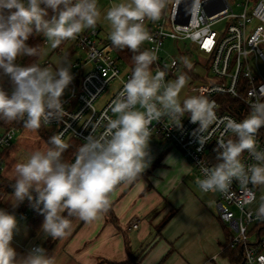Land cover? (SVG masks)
<instances>
[{
  "label": "clouds",
  "instance_id": "1",
  "mask_svg": "<svg viewBox=\"0 0 264 264\" xmlns=\"http://www.w3.org/2000/svg\"><path fill=\"white\" fill-rule=\"evenodd\" d=\"M179 2L189 17L198 21L206 18V0ZM176 4L177 0L113 3L103 17L110 28L111 45L137 53L131 76L112 101L114 118H107L99 135L95 134L97 124L92 125L93 131L78 148L74 162L62 159L69 145L55 134L49 138L51 147L46 151L36 150L26 162L15 165L13 206L27 200L38 210L44 217L41 231L45 237L62 238L71 226L69 217L87 222L97 219L108 210L109 194L117 185L135 181L150 167L153 121L167 117L173 126L182 128L187 114L190 122L198 125L194 130L198 142L205 144L203 133L216 121L215 102L193 95L181 103L178 97L186 76L166 81V72L159 69L153 75L156 50L140 51L142 44L152 40L145 20L159 21L162 13ZM49 9L53 13L50 17ZM100 19L97 0H0V78L7 77L13 86L11 95L0 88V120L22 121L26 129L37 130L65 117L61 97L74 79L71 62L62 60L53 70L39 63L21 67L17 57L38 55V48L27 44L34 33L42 34L56 48L85 29H94ZM181 62L191 67L187 57ZM249 107L243 120L226 121L234 139L217 141L214 151L218 163L202 167L203 178L196 180L202 191H226L234 180L244 188L249 184L264 186V150L256 147V134L264 127V95L257 96ZM245 151L256 161L247 168L240 159ZM257 218L264 219V202L259 205ZM17 230L16 216L0 209V264H55L40 246L18 256L11 247Z\"/></svg>",
  "mask_w": 264,
  "mask_h": 264
},
{
  "label": "built area",
  "instance_id": "2",
  "mask_svg": "<svg viewBox=\"0 0 264 264\" xmlns=\"http://www.w3.org/2000/svg\"><path fill=\"white\" fill-rule=\"evenodd\" d=\"M236 6L242 11L240 14L234 12L230 0H206L203 4L206 18L198 21L190 17L186 24L189 16L177 0L176 6L170 5L159 21L145 20L152 40L147 41V47L141 45L140 50H156L158 59L151 70L165 71L166 81H175L181 74L186 76L181 103L193 95H204L215 102L216 121L203 133L206 137L203 145L194 135L198 125L191 123L187 114L182 119V128L173 126L167 117L150 125L152 137L170 143L194 168L195 182L203 178L202 167L218 163L213 154L217 141L234 139L226 129V121L229 118L237 122L243 120L250 112L249 105L257 96L264 95V0H239ZM221 23L226 24L221 32L213 29ZM167 40L178 44L181 58L197 57L195 69L184 66L178 57L161 55ZM209 41L211 43L205 47ZM181 44L185 47L181 48ZM43 45L44 49L51 46L45 37ZM123 51L112 46L110 40L103 39L98 27L82 31L75 39L62 41L53 48L50 57L73 54L71 69L75 70L76 77L68 86L69 96L62 99L65 117L47 126L42 124L51 134H60L65 142L74 139L85 143V138L93 131V124H97L96 135L103 132L107 118L111 117L112 101L134 68L122 58ZM173 61H176L174 65ZM39 64L52 67L49 58ZM197 68H204L205 72L200 73ZM107 91L111 99L98 105ZM18 132L15 127L0 131V177L6 171L7 153ZM256 141L257 150H264V127L256 134ZM240 159L246 168L256 163L248 151L242 153ZM124 184L117 185L114 190ZM204 193L219 196V219L236 232L228 247L243 248L244 264H264V236L255 243L250 234L256 224L264 221L248 209L256 200L254 186L249 184L244 188L234 180L226 191Z\"/></svg>",
  "mask_w": 264,
  "mask_h": 264
},
{
  "label": "crops",
  "instance_id": "3",
  "mask_svg": "<svg viewBox=\"0 0 264 264\" xmlns=\"http://www.w3.org/2000/svg\"><path fill=\"white\" fill-rule=\"evenodd\" d=\"M149 148L150 167L113 190L97 219L69 217L70 228L55 240L41 229L32 234L25 219L11 247L18 256L43 247L55 264H235L228 246L236 232L219 219V196L199 188L196 171L170 143L153 136ZM255 202L249 210L257 214Z\"/></svg>",
  "mask_w": 264,
  "mask_h": 264
},
{
  "label": "rangeland",
  "instance_id": "4",
  "mask_svg": "<svg viewBox=\"0 0 264 264\" xmlns=\"http://www.w3.org/2000/svg\"><path fill=\"white\" fill-rule=\"evenodd\" d=\"M230 1L232 3L233 8H234V12L236 14H240L242 11L239 8H237V6H236V3H238L239 0H230ZM119 2H122V0L121 1L114 0L113 2H110V1H107V0H97V6H98V8H99V10L101 12V19H100V21H98L96 27H98L101 30V37L103 39H105V40H109L108 34H109V31H110V28H109L108 22L103 19L104 14L112 6L113 3H119ZM225 27H226V24L225 23H221V24L215 25V27L213 29H215L218 32H221ZM85 30H87V29H85ZM142 45L144 47H147V45H148L147 41L144 44H142ZM180 47L184 48L185 46H184V44H181ZM52 51H53V48L51 46L46 48V49H44V52H43V55H42V58H41L40 62L42 64L44 61H46L49 58L50 62L52 63L53 70H55L60 65V62L62 60L66 59L67 61H70L71 63L74 60V59L66 57V55L59 56L57 54H54V55H52V57H50ZM161 55L163 57H165V56L167 57L168 55L175 56V57H178L181 60V57L178 55V44H174V41H172V40L165 41L164 46L162 48ZM185 57H187L189 62L191 63V67L189 69H191V70L195 69V63L197 62V57L196 56H192V57L191 56H185ZM16 63L18 65L22 66L21 57H17ZM197 71L200 72V73H204L205 69L204 68H197ZM71 72L73 74V77H76L75 70L71 69ZM83 72H86V69ZM152 73L154 75L156 72L154 70H152ZM0 82H5V77L4 78H0ZM12 90H11V92H12ZM184 90H185V87L179 93L178 99L182 98ZM69 94H70L69 93V89L67 88L65 90L63 96L61 97V99L65 98V97H68ZM110 99H111V94L109 93V91H107L100 98V102L98 103V105L102 101H107V100H110ZM110 115H111V117H113L112 112H110ZM48 148H49V145H47V143L40 137V135L37 132V130H29V129H26V128H24L22 130H19V132L17 133L16 139L13 142L12 147L10 148V150L7 153L6 171H5V173H4L2 178L4 180H8L10 182H15L14 181V178H15V171H14L15 165L17 163L26 162L32 152H34L36 150L46 151ZM77 150L75 152H77ZM70 160H72V159H70ZM255 189H256V194H257V200H256L255 204L250 209H255V208L259 207V205L262 202H264V186H255ZM0 201L6 207L5 211H7V212H9L11 214H14L16 216L18 223L22 222V223L26 224L25 219L19 217V214H18V210L20 209V207H21L23 202L20 203L18 206L14 207L13 206V202H12L13 201L12 194L3 196L0 199Z\"/></svg>",
  "mask_w": 264,
  "mask_h": 264
},
{
  "label": "trees",
  "instance_id": "5",
  "mask_svg": "<svg viewBox=\"0 0 264 264\" xmlns=\"http://www.w3.org/2000/svg\"><path fill=\"white\" fill-rule=\"evenodd\" d=\"M73 3H75V0H73ZM41 7H44L41 5ZM49 17L53 15L52 11L49 9ZM44 36L42 34H36L34 33L29 37V40L27 41V44L30 47H37L38 48V55L37 56H21L22 60V66L21 67H27L33 63H40L43 52H44ZM141 51V50H140ZM137 53L131 52L129 49L124 48V51L122 52V58L130 65L134 66L133 56ZM73 54L70 52L68 54V58H71ZM0 88H3V90L11 95V90L13 89L11 81L5 77V82H0ZM232 113V112H231ZM11 127L18 128L19 130L24 129V125L22 121H12V122H5L4 120H0V131H4L7 129H10ZM37 132L39 133L40 137L51 147V145L48 143V140L53 134H51L43 125L39 129H37ZM69 147L64 151L62 154V159L66 162H74L75 156H76V150L83 144L82 142L78 140L71 139L70 141L66 142ZM214 157H216V152H213ZM72 159V160H70ZM0 177V199L5 195L13 194L14 188L12 185L15 182H10L8 180H4ZM35 195V193H34ZM42 207V205H41ZM0 209L6 210V207L4 204L0 201ZM18 214L20 217L27 220V224L29 228L32 230V234H37L40 229L41 225L43 223L44 217L39 213L38 210H36L27 200H25L20 209L18 210ZM251 237L253 238V241L257 243V241L264 236V221L256 224L251 232ZM253 242V243H254ZM230 249V248H229ZM231 252H229L230 258L233 263L235 264H244V257H243V248L237 247L235 249H230ZM122 264H134V258L130 259L128 262L122 263Z\"/></svg>",
  "mask_w": 264,
  "mask_h": 264
},
{
  "label": "snow or ice",
  "instance_id": "6",
  "mask_svg": "<svg viewBox=\"0 0 264 264\" xmlns=\"http://www.w3.org/2000/svg\"><path fill=\"white\" fill-rule=\"evenodd\" d=\"M210 43H211V42L209 41V42H208V43H206L204 46H205V47H208V44H210Z\"/></svg>",
  "mask_w": 264,
  "mask_h": 264
},
{
  "label": "water",
  "instance_id": "7",
  "mask_svg": "<svg viewBox=\"0 0 264 264\" xmlns=\"http://www.w3.org/2000/svg\"><path fill=\"white\" fill-rule=\"evenodd\" d=\"M189 20H190V17H189V19L187 20L186 24H188V23H189Z\"/></svg>",
  "mask_w": 264,
  "mask_h": 264
}]
</instances>
